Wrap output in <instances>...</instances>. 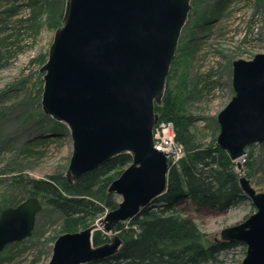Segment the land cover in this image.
Returning a JSON list of instances; mask_svg holds the SVG:
<instances>
[{
	"label": "water",
	"instance_id": "1",
	"mask_svg": "<svg viewBox=\"0 0 264 264\" xmlns=\"http://www.w3.org/2000/svg\"><path fill=\"white\" fill-rule=\"evenodd\" d=\"M191 0H66L41 67V109L64 125L72 142L65 178L81 174L122 154L130 164L108 186L120 197L115 209L74 233L59 235L48 264H92L118 252L117 227L138 215L167 188L166 154L154 148L155 105L164 95ZM233 97L216 115V145L235 167L246 148L264 142V53L232 62ZM238 185L255 212L222 228L217 242H239V264H264V193L240 175ZM42 205L28 197L0 212V252L31 236ZM102 230L108 241L94 246Z\"/></svg>",
	"mask_w": 264,
	"mask_h": 264
},
{
	"label": "rangeland",
	"instance_id": "2",
	"mask_svg": "<svg viewBox=\"0 0 264 264\" xmlns=\"http://www.w3.org/2000/svg\"><path fill=\"white\" fill-rule=\"evenodd\" d=\"M65 1L0 0V200L16 195L10 184L14 174L45 179L64 175L69 163V132L46 116L40 104V69L54 32L61 26ZM222 1L220 14H213ZM190 4L165 90L177 113L192 118L188 133L193 140L215 145L219 132L216 115L234 95L232 62L264 53V0H191ZM159 121L171 123L176 134L172 122ZM239 160L242 171L235 167L238 177L245 176L256 192L264 193V142L248 146ZM182 208L208 241H214L222 228L255 212L248 198L223 212L198 210L189 202ZM60 219L59 212L43 205L31 236L0 252V264H48L53 243L61 235ZM124 227L136 226L124 222ZM105 235L108 240L110 236ZM245 249L236 246L210 264H239Z\"/></svg>",
	"mask_w": 264,
	"mask_h": 264
},
{
	"label": "trees",
	"instance_id": "3",
	"mask_svg": "<svg viewBox=\"0 0 264 264\" xmlns=\"http://www.w3.org/2000/svg\"><path fill=\"white\" fill-rule=\"evenodd\" d=\"M222 3L211 12L220 14ZM155 112L159 120L174 124L176 140L183 146L185 156L178 169L168 171L165 193L126 221L136 226L135 229H125L124 222L118 225L122 240L118 252L92 264H210L216 262L221 253L243 245L208 241L182 208V204L189 202L198 210L223 212L243 204L247 197L239 188L235 163L216 144L204 146L193 140L188 133L192 118L177 113L166 90L161 103L155 105ZM130 162L128 154L116 156L71 183L61 174L36 179L18 172L11 177L10 183L17 190L16 195L4 200L2 197L0 212L28 197H38L42 207L59 212L61 234L78 232L117 207L116 195L108 193L107 188ZM92 241L98 246L108 240L99 230ZM17 244L19 242L7 247Z\"/></svg>",
	"mask_w": 264,
	"mask_h": 264
},
{
	"label": "built area",
	"instance_id": "4",
	"mask_svg": "<svg viewBox=\"0 0 264 264\" xmlns=\"http://www.w3.org/2000/svg\"><path fill=\"white\" fill-rule=\"evenodd\" d=\"M175 132L171 123L159 121L153 129L154 148L166 154L168 169L178 168L184 157L182 146L175 141Z\"/></svg>",
	"mask_w": 264,
	"mask_h": 264
},
{
	"label": "bare ground",
	"instance_id": "5",
	"mask_svg": "<svg viewBox=\"0 0 264 264\" xmlns=\"http://www.w3.org/2000/svg\"><path fill=\"white\" fill-rule=\"evenodd\" d=\"M240 162V160H238Z\"/></svg>",
	"mask_w": 264,
	"mask_h": 264
}]
</instances>
